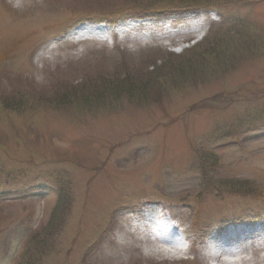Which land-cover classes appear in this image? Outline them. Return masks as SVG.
I'll return each instance as SVG.
<instances>
[{
    "label": "rangeland",
    "instance_id": "1",
    "mask_svg": "<svg viewBox=\"0 0 264 264\" xmlns=\"http://www.w3.org/2000/svg\"><path fill=\"white\" fill-rule=\"evenodd\" d=\"M81 1L0 0V264H206L197 250L212 235L264 223V0H218L216 22L201 13V39L189 30L197 14L126 27L133 41L84 36L110 37L108 46L66 41L93 22L75 15ZM197 47L202 71L162 66L154 94L89 97L70 112L24 105L64 83L143 76ZM234 182L260 198L230 195ZM148 219L176 222L187 260L131 228ZM221 260L264 264V250Z\"/></svg>",
    "mask_w": 264,
    "mask_h": 264
},
{
    "label": "trees",
    "instance_id": "2",
    "mask_svg": "<svg viewBox=\"0 0 264 264\" xmlns=\"http://www.w3.org/2000/svg\"><path fill=\"white\" fill-rule=\"evenodd\" d=\"M110 1V2H109ZM82 0L80 7L77 8L80 13L75 14L77 16H84L85 18L97 20L91 13V10H95L96 16L99 17H110L112 14H116V19H113L112 21L118 20L119 18H123L125 16H143L147 14H164L166 12H170L173 10H199V9H216L218 10L217 6L221 3H218V0ZM222 1V0H219ZM112 2V3H111ZM239 2V0H235L234 3ZM111 10V11H110ZM76 9L73 11L75 12ZM98 18V17H97ZM110 21V19H102L100 21ZM201 47V46H200ZM193 54V57H189L190 54ZM214 56V53H212ZM201 51L199 50V47L192 50V52L188 53V55L181 56V57H174L172 62H170L169 59L166 63L163 65L160 64L159 66L155 67V62L152 66V71H150L148 74L142 75H133L132 77L128 76L129 72L127 70L124 72V74L121 75V78H115L108 79L105 75H99L92 79L93 81L97 82V85H91L87 87L88 89H83L82 85L75 87L71 83H64L57 87L55 91H53L52 97L44 98L41 97L38 100L28 97L26 99V105L27 103H31L33 100V103L38 106L44 107V110L46 111L48 109L47 106L54 103L55 109L58 108L59 112H62L64 109L72 110V107L78 102V103H84L85 100L89 97H93L94 101L96 102H103L106 97L110 96H117L120 94L124 95H130L131 93H135L136 96L140 97L146 93H148L150 90L151 93L154 94L156 92H153L154 89L159 88L161 86H164L165 82H161L158 79H161L159 75V71L161 70V67H166L167 69H164L165 71H170L168 73L176 72L177 75H184V73H190L192 75H195L196 72H200L203 69V65L200 64L201 58H202ZM188 57V58H187ZM6 58L5 56L0 55V64L2 63V60ZM195 64L193 67L189 68V66ZM176 67V68H175ZM178 70H175V69ZM1 71V70H0ZM166 73V72H162ZM122 79V80H120ZM121 81V82H120ZM94 82V83H95ZM59 92L58 94H54V92ZM88 92V93H87ZM15 95V94H14ZM78 95H81L78 97ZM155 97V95H153ZM19 99L20 98L19 96ZM45 100H48V102H44ZM38 105V106H37ZM46 105V106H45ZM87 105V104H86ZM50 107V106H49ZM238 182V181H237ZM245 183L239 182V183H227L225 186V190L230 195H239L240 197L245 196H252L260 198V193H246L241 192L242 188H245ZM32 241V239H31Z\"/></svg>",
    "mask_w": 264,
    "mask_h": 264
},
{
    "label": "bare ground",
    "instance_id": "3",
    "mask_svg": "<svg viewBox=\"0 0 264 264\" xmlns=\"http://www.w3.org/2000/svg\"><path fill=\"white\" fill-rule=\"evenodd\" d=\"M145 222V221H144ZM167 220L165 219H161V220H147L145 223H140V224H137L136 226H133L134 229H135V232H136V229H142V230H147V233H145V240H146V243L147 244H150V243H162L164 244L165 247H168V248H172L171 247V244L169 243V241L166 239L163 231H165V229L167 228ZM213 239H210V242H212ZM246 238H236L235 241H234V244L237 245V247L241 246L243 243H245ZM153 247L155 248H161L159 246H156L155 244L152 245ZM173 250V249H172ZM176 253L180 254L181 256H186L188 254V251H182L181 249L179 250H175ZM240 252V250H228V249H218L215 253H209L210 254V257L214 260V261H221L222 264H226V262H223V260H221L222 256H226V255H229V256H234V255H238ZM257 252V251H255ZM244 262V261H243Z\"/></svg>",
    "mask_w": 264,
    "mask_h": 264
}]
</instances>
